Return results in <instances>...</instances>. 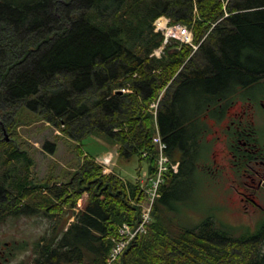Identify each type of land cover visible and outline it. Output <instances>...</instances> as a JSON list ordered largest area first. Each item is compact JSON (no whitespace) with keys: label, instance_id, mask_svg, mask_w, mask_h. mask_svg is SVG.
Returning a JSON list of instances; mask_svg holds the SVG:
<instances>
[{"label":"trees","instance_id":"trees-1","mask_svg":"<svg viewBox=\"0 0 264 264\" xmlns=\"http://www.w3.org/2000/svg\"><path fill=\"white\" fill-rule=\"evenodd\" d=\"M162 15L193 27L195 52L172 43L152 55L163 42L154 25ZM263 80L264 0L226 7L222 0H0V216L29 208L33 198L55 208L24 264H106L121 226L139 222L146 196L138 181L105 173L93 158L57 190L34 183L29 153L5 137L23 110L82 145L101 137L128 159L147 158L153 173L155 124L177 161L178 143L192 150L191 119L179 111L254 97ZM165 86L155 118L149 107ZM184 160L177 173L167 172L147 232L115 264H264V222L240 236L211 217L179 233L172 227L166 211L195 175ZM85 191L87 203L76 212Z\"/></svg>","mask_w":264,"mask_h":264},{"label":"rangeland","instance_id":"rangeland-1","mask_svg":"<svg viewBox=\"0 0 264 264\" xmlns=\"http://www.w3.org/2000/svg\"><path fill=\"white\" fill-rule=\"evenodd\" d=\"M187 25L194 32L193 27ZM194 44L195 46L186 43L183 45L192 47L194 52L199 43L194 39ZM167 88L168 86H165L151 103L157 102L158 107L160 98L166 94ZM149 111L156 118V106L150 104ZM17 120L9 130H6L5 137L7 140L16 142L29 153L32 160L30 171L34 183L55 187L54 189L57 190L56 187H62L81 168L86 158H93L96 163L104 166L105 173H117L126 180L136 181L148 170L147 158H145L147 152L143 154L145 159L136 155L128 159L121 154L118 144H109L105 138L95 136L88 137L82 145L79 141L63 134L51 123L27 110H23L17 116ZM260 121L259 129L264 142L263 116L260 117ZM156 133L157 124H155ZM47 143L54 144V151L46 147ZM203 156H206L205 152ZM207 156L209 161L212 160L210 155L207 154ZM194 177L195 182L192 183V187L186 186L184 195H180L173 201L175 210L166 211L169 218H174V225L172 222L171 225L178 233L183 228L195 226L209 217L213 218L218 225L230 227L237 236L247 232L253 233L261 227L264 214L254 211L253 204L240 192L247 190L243 187L244 177L236 176L229 167H222L215 174L196 169ZM45 190L43 193L47 194L44 196H49L50 191L48 188ZM248 193L249 191L247 195ZM87 197L88 192L85 191L77 201V206L74 208L76 212L84 208ZM28 201H34L33 204H29L31 205L29 208H23L21 205L18 209L0 216V264H24L31 261L33 243L45 234L52 224L50 217L46 214H53L55 208L43 206L37 198ZM140 206L142 211L143 207ZM26 243L28 247L24 248L22 244Z\"/></svg>","mask_w":264,"mask_h":264},{"label":"flooded vegetation","instance_id":"flooded-vegetation-1","mask_svg":"<svg viewBox=\"0 0 264 264\" xmlns=\"http://www.w3.org/2000/svg\"><path fill=\"white\" fill-rule=\"evenodd\" d=\"M258 86L262 91L254 97L238 94L228 101L218 99L214 105L208 101L199 111L193 108L192 115L179 111L191 119L188 143L192 150L187 151L178 143L177 155L179 169L184 157L185 168L215 174L222 167H229L236 176L244 177L243 187L247 190L240 192L253 204L254 211L264 214V142L259 129L260 117H264V80ZM191 181L195 182V177Z\"/></svg>","mask_w":264,"mask_h":264},{"label":"built area","instance_id":"built-area-1","mask_svg":"<svg viewBox=\"0 0 264 264\" xmlns=\"http://www.w3.org/2000/svg\"><path fill=\"white\" fill-rule=\"evenodd\" d=\"M225 5L228 4L229 0H222ZM156 30H161L164 35L163 46L156 51L157 55H160L163 48L171 42L172 39L179 40L187 44H193V33L192 30L180 23L171 24V20L166 16L159 17L155 22ZM151 106L157 107V102H153ZM154 143L158 146V157H157V169L155 173L150 176L147 181H143V187L147 196L145 204L141 212V218L137 225L124 224L121 226L119 233L120 238L115 241V245L112 249L110 259L107 264H115L118 257L127 248L130 242L135 239L141 233L146 232L147 225L151 221V212L154 201L159 196V189L164 180L165 173L173 169L178 170V164L172 163L170 157L166 154L167 144L162 139L160 132L153 139Z\"/></svg>","mask_w":264,"mask_h":264},{"label":"bare ground","instance_id":"bare-ground-1","mask_svg":"<svg viewBox=\"0 0 264 264\" xmlns=\"http://www.w3.org/2000/svg\"><path fill=\"white\" fill-rule=\"evenodd\" d=\"M229 2H230V0H229ZM229 2H228V3H229ZM227 5H228V4H227ZM160 99H161V98H160Z\"/></svg>","mask_w":264,"mask_h":264}]
</instances>
